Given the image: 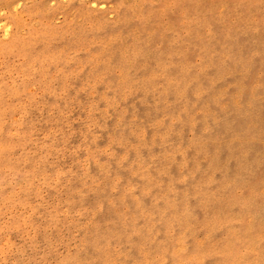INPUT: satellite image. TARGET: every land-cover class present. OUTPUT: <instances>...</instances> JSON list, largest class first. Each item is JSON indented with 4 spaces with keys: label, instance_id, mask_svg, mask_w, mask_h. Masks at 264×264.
I'll use <instances>...</instances> for the list:
<instances>
[{
    "label": "rangeland",
    "instance_id": "obj_1",
    "mask_svg": "<svg viewBox=\"0 0 264 264\" xmlns=\"http://www.w3.org/2000/svg\"><path fill=\"white\" fill-rule=\"evenodd\" d=\"M0 264H264V0H0Z\"/></svg>",
    "mask_w": 264,
    "mask_h": 264
},
{
    "label": "bare ground",
    "instance_id": "obj_2",
    "mask_svg": "<svg viewBox=\"0 0 264 264\" xmlns=\"http://www.w3.org/2000/svg\"><path fill=\"white\" fill-rule=\"evenodd\" d=\"M147 126V125H146ZM186 207V206H185Z\"/></svg>",
    "mask_w": 264,
    "mask_h": 264
}]
</instances>
